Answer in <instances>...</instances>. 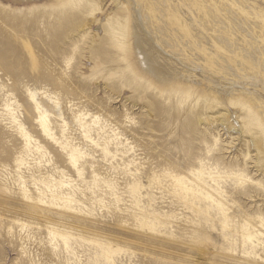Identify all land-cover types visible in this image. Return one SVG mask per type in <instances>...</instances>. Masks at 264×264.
I'll list each match as a JSON object with an SVG mask.
<instances>
[{
	"label": "rangeland",
	"instance_id": "374dc122",
	"mask_svg": "<svg viewBox=\"0 0 264 264\" xmlns=\"http://www.w3.org/2000/svg\"><path fill=\"white\" fill-rule=\"evenodd\" d=\"M61 2L0 0V264H264V238L244 236L246 230L264 236V148H258V160L253 147V140H264V124L245 129L240 108L201 86L178 90L156 82L129 52L133 38L127 28L108 39L115 0H100V10L86 18L92 22L53 53L48 30L62 17ZM151 4L159 27L140 26L137 33L148 40L153 62L154 37L194 62L190 49H202L199 39H209L211 44L206 39L202 44L213 52L209 35L225 34L230 54L242 56L240 46H252L259 51L256 59L264 60L257 34L263 18H255L257 11L264 12V0H233L246 16L222 4L221 16L213 13L214 23L204 12V27L211 29L200 30L201 37L200 6L194 0ZM173 11L190 33L168 30L166 16ZM156 27L162 35L154 33ZM213 100L217 109L208 108ZM43 115L53 138L43 135L37 123ZM18 124L30 136L28 147ZM72 148L78 149L75 167L67 156ZM198 171L216 179H196ZM174 177L190 181L195 195L183 198ZM217 185L224 193L213 192ZM201 190L212 200L206 201ZM245 222L251 226H241ZM49 230L67 239L52 237Z\"/></svg>",
	"mask_w": 264,
	"mask_h": 264
},
{
	"label": "bare ground",
	"instance_id": "6f19581e",
	"mask_svg": "<svg viewBox=\"0 0 264 264\" xmlns=\"http://www.w3.org/2000/svg\"><path fill=\"white\" fill-rule=\"evenodd\" d=\"M61 1H62L61 2L62 8H64V10L61 11L62 17L59 15L58 16V22L56 23V25L53 26L51 31L48 30L49 31L48 33L49 34L51 33V37H52V41H50L49 45H51V47L53 48V50H54V51H52L53 53L56 52L57 50L59 51V44L61 42H63L66 38H68L69 36L74 34L75 30L80 28L82 31H84L85 27L88 25V22H92V19H90L86 23V21H87L86 18L91 17L94 12L99 11L101 8L100 0H80V1H83L84 4H79L78 7H74L76 5V4H74V0H61ZM151 1L152 0H115V3H116L115 10L112 12L111 17L108 18V27L105 31L108 39L110 40V38H111L110 35L115 30H121V29L127 28V31H129L131 38H133V41L130 44L128 42V44L131 46L128 49L129 52L131 54H133V56L136 58V61L140 64V66L142 68H144L145 70L149 71L150 74H152V77L156 80V82H158L160 84H172V86L174 84L178 90L186 89V87H189L190 85L201 86L202 88H204L206 93L209 95H212V96L217 97V98L226 97L229 104L231 106L236 107L238 112H239V108H240L241 113H239L238 116L241 117V125L243 127H245V129H250V127L252 125H254V127H253L254 129L262 128L261 126H262V124H264V99L260 96L258 87L262 86L263 87L262 90L264 92V78H260V77H264V76H262V74H263L262 71L264 70V62H263L264 60L261 59L262 60L261 61L259 58L256 59V56H255L256 53L255 52H259V51L254 52V49L252 46H249L248 48L246 47L245 49L242 50V48H241V47H243V45H242L239 48V49H241L242 56H240V54H239L240 51H238V53H233L234 50H232V53L230 54L229 50H231L232 48H230L229 44L225 41L228 39L227 38L228 36H226V34L224 35V37L226 36V38H227L226 39V38L222 37L223 36L222 34H221L222 36H219L215 33V36L217 35V37L209 35L210 40L212 39V42H213L212 45H213V49H214L213 52L212 51L209 52L210 49H207L208 45L211 44L209 42V39L207 40L205 38L206 36H204V34H203L202 37L204 36V38L209 42V44H202V42H205V39H204V41H200V39L197 38L198 36L196 35L197 37H195V36L194 37L197 40L199 39L198 41L201 43L202 49L201 50L200 49L195 50L193 48L190 49V51L191 52L194 51L195 54H193V55L190 54L191 57L193 58L192 60H194V62H191V61L189 62V61L185 60L184 58L178 56L177 54L173 53L172 50H167V49H170V47H169L170 45L168 44L167 40L165 42H163V38H160L159 40H157L153 35L154 38H152V40L153 39L154 40L152 41V45L155 48V50H157L156 55L153 56L155 58V59L153 58L154 59V62H153L152 60H150V57L147 55V52H146V44H147L146 41H148V40H146L145 37H142L140 34L137 33L139 31H141L140 26H141V28L145 29V26L149 27V26L154 25V23H155L159 27L160 22L158 23L159 19L157 18V15H158L157 12L158 11H156V9H157L156 7L152 6ZM194 1L196 4H198V6H200V7H198L199 14H200L198 18L201 19V22H202V18L204 17V12H205V18H207L208 15L210 16L209 13L212 14L211 18L213 20L212 19L211 20L214 23V19L217 18L214 15L216 14V15L221 16L222 11L219 9V7L222 4L227 5V6L229 5L232 9L236 8L238 10L236 15L239 13L241 16L242 15L246 16V13H247V12H244V9L241 8L239 6V4L237 6L235 4H233V0L231 2H229L228 0H194ZM184 2H185V0H184ZM206 4L209 5V8H208L209 11L206 9L208 7V5L206 6ZM242 4H243V2H242ZM177 6H178V4H177ZM129 7H131V9ZM231 8L230 9L227 8V10L231 11ZM248 9H249V7H248ZM223 10H225V9L223 8ZM194 11H196V8H194ZM233 12H232V14H233ZM248 12H249V10H248ZM213 13H215V14H213ZM147 14L153 20V21L150 20L152 22L149 21L150 18H148ZM224 14H225V12H224ZM256 14L257 15L255 16V18L256 17L258 18V16H261L263 18L262 19L263 24L260 23L261 26H259L260 24L257 23V19H253V20H256V22L255 21H253V22L257 23L258 26L260 27L259 32L256 30L257 34L260 35V36L258 35L259 38L261 39L260 41L258 40V43L260 42L264 45V12L262 13V12L257 11ZM224 16H223V18H224ZM232 16H231V19H234L235 17L233 16L234 18H232ZM245 16H243V17H245ZM166 17H167L166 21L168 23H170L172 26V28H169L168 30H173L174 28H180L182 31H184L186 33H190L189 27L184 24V22L180 18L179 13H177L176 11H173L172 13H169ZM247 17H250V16H247ZM223 18L222 19L220 18V19L223 21ZM239 18H240V16H239ZM250 18H249V20H250ZM159 21H161V20H159ZM226 21L229 23V25H232L230 22L232 20H229L228 17H226L225 21H224L227 24ZM235 21H236V19H235ZM235 21L233 20L234 23H235ZM215 22H217V21H215ZM241 22H242V20L240 21V23ZM251 22H250V25H251ZM203 23L204 22H202V24ZM225 23H224V25H226ZM240 23H238V24H240ZM238 24H237V26H238ZM244 25H246V24L244 23ZM253 25H255V24H253ZM241 26H243V25H241ZM158 27H156V28H158ZM161 27H162V25H161ZM161 27L158 29H156V28L154 29V33L156 35L160 36L163 34V32L161 30L163 27L162 28ZM196 27L198 28V26H196ZM205 27L203 24V28H200V29L198 28V29H199V31L203 29V30H205V32H207V30H209V32H210L211 28L207 26V28L205 29ZM248 27H249V24L247 25V28ZM257 27L255 26L254 28H257ZM222 28L224 29V26ZM225 28L227 29V26ZM250 28H252V27L250 26ZM132 29H133V32L131 33ZM196 29H195V31H197L196 33H198V30H196ZM232 30L229 33H231ZM240 30H242V28ZM142 31L145 32L144 30H142ZM226 31H228V30H226ZM215 32H218V31L216 30ZM196 33H194V35ZM233 33H236V32H233ZM233 33H232V35L234 36L235 34H233ZM244 33H245V31L243 32V35H246ZM164 34L168 35V32H164ZM212 34H214V33H212ZM223 34H224V32H223ZM198 35H200V37H201V31ZM255 35L256 34H254V36ZM246 36L249 37V35H246ZM254 36H252V37L254 38ZM168 37H170V36H168ZM241 37H242V35H241ZM256 37H257V35H256ZM234 38L237 39V37H235V36H234ZM243 39L246 40L247 38L244 36ZM254 39H252L253 42H254ZM186 40L187 39H185L184 41H186ZM245 40H243V41L245 42ZM247 40H246L247 43L245 42V44H248V42L250 41V40L249 41H247ZM239 41L240 40H238V42ZM98 43L100 44V47L101 46L103 47L105 45V43L102 40L99 41ZM190 43H191V41H190ZM229 43H230V40H229ZM262 44H260V45H262ZM120 45H122V47H124L122 43ZM120 45H119V47H120ZM132 45H133V48H132ZM204 45H207V47H205ZM235 45H237V44H235ZM189 47H191V45H189ZM255 49L257 50L258 48H255ZM101 52H102V48H101ZM261 52H262V49H261ZM100 54H101L100 52H96L94 55L99 56ZM228 54H229V56H228ZM172 57H176L177 60L174 58L172 59ZM214 57H216L217 60H215ZM260 57H261V54H260ZM183 61H187L188 62L187 64H190V66L188 67L187 64H183L184 63ZM226 61L229 62V64L226 63ZM244 62H245V64L250 65L249 70L247 68L248 66L244 67V65H243ZM203 63H206V64H203ZM197 64H199V65H197ZM173 65L175 67H173ZM254 65H255V67H254ZM200 66H203V70L201 69ZM255 69L258 70L259 72H254ZM196 71H198L197 74L196 73L194 74V72H196ZM248 71H251V72L248 73ZM241 81H242V83H241ZM29 99H30L31 103L36 107V109H39V103L36 100V93H31L29 95ZM217 104H218V102L213 100L212 102L208 103V108L217 109V107L215 108V106ZM6 109H9L8 105L6 106ZM224 113H227V111H225ZM45 118H46V116H44V115L39 116L37 119V123L39 124L43 135L53 138L51 136L52 134L50 133L48 125L46 124ZM13 119H14V121H16V119L14 117H13ZM18 125H19V129L21 130L22 137L25 140V144L28 147L30 145V136L24 131V129L22 128V126L20 124H18ZM262 138H264V137H262ZM253 147H254V151L256 153V157L259 160L258 157H260V156H259L258 148H260V147L264 148V140L263 139H258L257 141L253 140ZM77 155H78V149L77 148H72L69 151V153L67 154L68 161L73 167L76 166V163L78 160ZM248 155H249V153L246 156H248ZM262 158H264V157H262ZM194 175H195L196 179H199V180L202 179L203 181H205V180L214 181L216 179V176H211L209 174L203 173L202 171H198ZM173 182H174L173 186L177 190H179V192H180L179 194H181V193L183 194V196H182L183 198H186L187 195L190 193L195 195V190L193 188L189 187V184H192L190 181H184L183 178H181V177H174ZM203 184H207V183L203 182ZM213 192L218 193V194L224 193V191L220 188L219 185H217V188ZM200 195L203 196L205 198V200L208 202H209V200H212V195L205 190H201ZM62 199H65V198H62ZM217 205L221 206V204L219 202H217ZM246 225H250V224L246 223V222L241 224V226H246ZM48 232L52 237L53 236L54 237L59 236L60 238L67 239L66 235L62 232H58L55 230H49ZM244 236L248 240H252V241L257 236H261L264 238L263 234L258 232V230L256 232H252V233H249L246 230V232L244 233Z\"/></svg>",
	"mask_w": 264,
	"mask_h": 264
}]
</instances>
